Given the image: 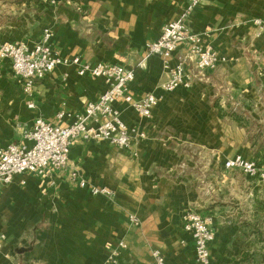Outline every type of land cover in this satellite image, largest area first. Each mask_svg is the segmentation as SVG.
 <instances>
[{"label": "crops", "instance_id": "obj_1", "mask_svg": "<svg viewBox=\"0 0 264 264\" xmlns=\"http://www.w3.org/2000/svg\"><path fill=\"white\" fill-rule=\"evenodd\" d=\"M59 1L52 7L39 0H0V43L32 45L48 26L53 52L81 63L132 68V97L153 93L158 101L150 118H139L122 99L115 103L122 120L144 134L128 147L77 138L65 168L26 171L0 186V232L6 235L0 264H102L106 244L119 240L127 245L119 264H147L153 249L166 264H196L193 239L183 228L189 207H201L211 217V264H233L244 253L258 259L264 253V210L256 203L264 200V181L226 169L224 162L240 155L264 167V150L251 153L253 141L245 135L246 125L264 122V35L252 23L264 19V0H201L192 8L188 0ZM177 19L204 33V41L227 62L187 88L166 92L159 87L168 73L163 59L150 55L145 68L138 64L145 44ZM186 53L181 44L170 66ZM105 88L102 78L78 75L77 65H58L37 81L36 107L28 108L10 61L0 59V143L21 142L39 117L71 122L57 119L62 103L74 114ZM233 108L239 112L229 116ZM235 170L251 190L228 208L224 191L235 181L230 176ZM73 172L89 185L108 187L112 196L79 187L70 179ZM241 204H248L246 213ZM130 214L139 217L138 226L130 224Z\"/></svg>", "mask_w": 264, "mask_h": 264}, {"label": "built area", "instance_id": "obj_2", "mask_svg": "<svg viewBox=\"0 0 264 264\" xmlns=\"http://www.w3.org/2000/svg\"><path fill=\"white\" fill-rule=\"evenodd\" d=\"M41 4L56 7L59 0H39ZM201 0H188L189 8ZM257 35H264V19H253ZM52 35L48 26L42 28L41 38L28 45L22 41H9L0 44V59L10 61L12 70L25 95L28 108H35L34 90L37 81L43 79L58 65H77V74L89 76L96 80L102 78L106 83L105 90L97 100L88 101L81 111L74 114L67 112L62 103L56 113L59 121L64 117L72 120L66 124H52L43 118H37L32 128L23 131L22 141L2 145L0 143V186L8 184L15 175L26 171L42 174L47 169H63L67 166L68 155L73 140H104L109 144L126 148L134 136L140 134L134 127L128 126L121 118L115 106L122 99L139 118H150L158 98L149 93L141 99H134L130 94L129 84L135 78V70L121 64L97 62L81 63L79 57L63 58L52 51L49 39ZM184 44L187 53L177 57L176 63L170 66L169 59L174 51ZM158 55L163 59L167 77L159 85L160 89L171 92L179 87L187 88L194 78L202 79L208 70L227 62V58L204 41V33L192 32L181 19L165 23L160 33L144 47V56L138 68H145L146 58ZM192 64L194 70H188ZM30 142V144L28 143ZM226 169L239 168L249 177L264 181V167L257 166L254 160H245L240 155L224 162ZM71 181L81 188H88L93 195L112 196L108 187H98L89 183L73 172ZM133 226H138L140 219L136 214L128 216ZM183 228L189 232L194 242V260L196 264H211L210 243L214 239L211 217L200 214L193 207L185 209L182 214ZM6 241V235L0 232V250ZM127 245L119 240L115 245L107 243V257L102 264H119V257ZM147 264H166L164 256L158 249L151 251V260Z\"/></svg>", "mask_w": 264, "mask_h": 264}, {"label": "rangeland", "instance_id": "obj_3", "mask_svg": "<svg viewBox=\"0 0 264 264\" xmlns=\"http://www.w3.org/2000/svg\"><path fill=\"white\" fill-rule=\"evenodd\" d=\"M4 42H9V40L2 41V43H4ZM2 43H0V44H2ZM238 112H239L238 110L233 108V110L230 111L231 115H229V116H232V114H236ZM242 112L243 111H241V113ZM246 126H247V129H246L245 135L247 136L248 139H251L253 141L252 142V146H251L252 149L248 146L251 149V153L254 150L255 151L256 150H261V149L264 150V122L261 123V122L253 121L249 125H246ZM245 148H246V146H245ZM253 160L257 163V160L255 158ZM230 176L235 181H233V184L231 186L229 185L226 188L228 190L224 191V193L226 195V199H225L226 203L223 204V205L228 206V208L233 206V201H237V199H239L240 197L242 199V198L248 196V194H249V192L251 190V184L249 183V181L247 179H245V175L240 170H235L234 172L232 171ZM263 193H264V191H263ZM194 209H196V208H194ZM242 209H244L245 213H246L248 211V209H249L248 208V204H246L245 206L242 205ZM196 210L200 214H202L204 216H207V214L202 211L203 209L201 207L197 208ZM233 211L234 210H232V212ZM232 212H230V213H232ZM258 246L262 247L263 244H258Z\"/></svg>", "mask_w": 264, "mask_h": 264}, {"label": "trees", "instance_id": "obj_4", "mask_svg": "<svg viewBox=\"0 0 264 264\" xmlns=\"http://www.w3.org/2000/svg\"><path fill=\"white\" fill-rule=\"evenodd\" d=\"M256 207L259 211L264 210V200L258 201ZM233 264H264V253L258 259L254 257V254L244 253L241 259Z\"/></svg>", "mask_w": 264, "mask_h": 264}, {"label": "water", "instance_id": "obj_5", "mask_svg": "<svg viewBox=\"0 0 264 264\" xmlns=\"http://www.w3.org/2000/svg\"><path fill=\"white\" fill-rule=\"evenodd\" d=\"M22 251H24V249H20V250H19V252H22Z\"/></svg>", "mask_w": 264, "mask_h": 264}]
</instances>
